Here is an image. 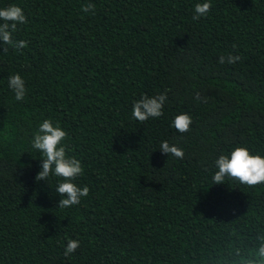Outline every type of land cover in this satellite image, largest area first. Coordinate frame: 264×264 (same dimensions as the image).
I'll list each match as a JSON object with an SVG mask.
<instances>
[{
  "label": "trees",
  "instance_id": "obj_1",
  "mask_svg": "<svg viewBox=\"0 0 264 264\" xmlns=\"http://www.w3.org/2000/svg\"><path fill=\"white\" fill-rule=\"evenodd\" d=\"M203 2L0 0L28 21L12 34L26 48L0 43V264L258 258L264 184L212 177L231 147L264 156V0H210L193 20ZM88 3L94 14L82 11ZM228 53L241 59L220 64ZM13 73L25 81L23 100L8 86ZM166 89L161 117H132L135 100ZM180 112L192 118L185 133L170 126ZM46 118L83 165L74 182L89 193L78 205L57 206L60 178L34 179L42 153L31 140ZM163 140L184 158L163 154ZM68 239L80 247L66 257Z\"/></svg>",
  "mask_w": 264,
  "mask_h": 264
},
{
  "label": "clouds",
  "instance_id": "obj_2",
  "mask_svg": "<svg viewBox=\"0 0 264 264\" xmlns=\"http://www.w3.org/2000/svg\"><path fill=\"white\" fill-rule=\"evenodd\" d=\"M95 5L88 3L81 5L83 12L95 13ZM211 9L210 0L194 5L192 19L198 20L201 16H206ZM0 43L10 45L15 49L26 48L25 40L15 41L13 33L17 31V25L26 24L28 21L21 7L10 4L0 8ZM235 47V46H234ZM3 51L6 53L8 48ZM241 57L228 53L218 58L220 64H235ZM8 86L14 92L16 100H23L26 94L25 81L18 73H13L8 78ZM167 89L156 95L147 94L135 100L132 104L131 115L137 121L143 123L149 118H159L163 115V108L168 99ZM197 101L207 103V98L201 97L197 92L194 95ZM192 124L191 116L186 112H180L174 116L171 121V127L178 132L185 133L190 131ZM67 132L60 126L59 122L55 125L50 119H44L38 125V129L33 133L31 145L34 149L42 153L40 170L36 173V181H47L50 175L60 178L57 181L55 192L60 196L57 206L61 209L78 205L82 197L89 193L87 186H77L74 182L77 177L83 174V165L75 156L68 155L66 145L62 144ZM160 151L163 154L171 155L178 159L184 158V150L176 144H170L167 140L160 142ZM217 169L212 177L213 183H223L225 178H231L250 187L258 184H264V156L252 154L249 149L242 145L231 147L227 153H221L214 161ZM80 247L77 239H68L64 249V255L67 257L74 253ZM258 258H242L241 264H264V244H261L255 254Z\"/></svg>",
  "mask_w": 264,
  "mask_h": 264
}]
</instances>
